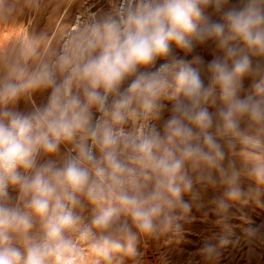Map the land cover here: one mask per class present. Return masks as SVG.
<instances>
[{
    "label": "clouds",
    "instance_id": "obj_1",
    "mask_svg": "<svg viewBox=\"0 0 264 264\" xmlns=\"http://www.w3.org/2000/svg\"><path fill=\"white\" fill-rule=\"evenodd\" d=\"M43 6L0 0V28ZM208 189L223 234L199 255L256 256L264 223L230 219L264 197V0H118L0 40V264H143Z\"/></svg>",
    "mask_w": 264,
    "mask_h": 264
},
{
    "label": "rangeland",
    "instance_id": "obj_2",
    "mask_svg": "<svg viewBox=\"0 0 264 264\" xmlns=\"http://www.w3.org/2000/svg\"><path fill=\"white\" fill-rule=\"evenodd\" d=\"M117 2L118 0H44V6L39 11L25 10L19 19L18 26L5 25L0 28V40L6 41L25 30L47 29L52 33V39L58 41L63 37L65 29L75 28L83 22L84 18L115 7ZM205 57L211 59L207 52ZM248 84L249 81H245V87ZM219 194V190L213 189L203 193L205 207L193 209L191 213L193 220L185 225L182 239L167 234L159 240L146 242L142 249L143 264H162V257L167 258L168 264H264V248L257 246L258 254L251 256L249 243L243 238L239 244L224 247L222 255L214 261H207L199 255L198 250L206 242L215 243L223 234L215 210L209 204V201ZM232 212L234 215L230 223L234 233L233 238L243 237V229L249 225L242 221L241 213L245 214L254 226L264 223V197L261 198V205L250 203L242 208L237 206L232 209Z\"/></svg>",
    "mask_w": 264,
    "mask_h": 264
}]
</instances>
